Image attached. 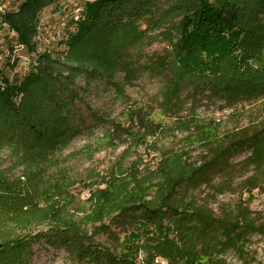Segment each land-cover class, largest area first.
Here are the masks:
<instances>
[{
    "label": "trees",
    "instance_id": "trees-1",
    "mask_svg": "<svg viewBox=\"0 0 264 264\" xmlns=\"http://www.w3.org/2000/svg\"><path fill=\"white\" fill-rule=\"evenodd\" d=\"M178 1L85 2L79 20L71 22L75 29L68 33L65 41L70 52L69 66L44 54L20 84L11 83L0 74V132L2 139L10 145L27 152L39 150L37 148L55 150L60 143L89 133L92 127L82 123V115L74 108L81 99L74 83L78 75L89 71L90 64L96 65V71L110 74L111 79L117 73L126 72L119 77V82L111 81L116 88L120 82L132 86L141 71L160 78L163 109L181 108V115L186 113L193 117L190 123L196 122V109L204 101L219 104L221 110L231 109L237 114H241L239 106L241 111L243 105L257 106L251 110V114L258 117L252 135L247 128L205 141L202 147L207 150L209 160L196 166L186 158L185 167L189 172L166 175L164 194L160 199L142 202L132 198L119 201L115 206V210L120 211L119 221L114 223L116 227L145 225L157 228V255L166 258L170 264H202L204 260L203 264H228V254L232 253L238 259L246 255L249 235L264 236V223H257L242 200L225 209L222 216H217L199 203L197 190L210 185L212 169L245 149L252 151L245 163L253 166L255 172L241 183V187L248 194L264 187V58L251 60L264 45L261 36L264 0H193V4L187 0ZM55 3L56 0H23L17 12L1 16V23H6L16 34L17 43L32 53L39 14ZM181 16L182 20L174 25L173 19ZM165 21L172 22L170 28L179 37L177 44H171L164 54L148 56L145 65L131 69L129 49L143 37L141 24L149 22L148 25L156 28ZM57 70H66L68 75L63 76ZM21 94L17 106L15 99ZM156 109L142 104L129 106L124 123L112 121L108 124V138L115 143H124L139 132L156 133L159 130V124L153 120ZM97 119L101 124V119ZM1 185L4 186L0 188V194L1 191L5 196L13 194L16 200L0 197V208L12 212L15 221H24L23 229L40 222L34 215L38 208H32L36 203L24 201L10 189L11 183L0 177ZM164 222L169 228H165ZM50 229L33 236L32 240L45 239L64 247L80 264H137L130 258L133 252L116 258L74 226ZM170 234L172 238H169ZM26 245L23 239L6 242L0 254L19 252L20 249L25 254ZM85 258L89 260L84 261ZM12 264L26 263L19 260Z\"/></svg>",
    "mask_w": 264,
    "mask_h": 264
},
{
    "label": "rangeland",
    "instance_id": "rangeland-1",
    "mask_svg": "<svg viewBox=\"0 0 264 264\" xmlns=\"http://www.w3.org/2000/svg\"><path fill=\"white\" fill-rule=\"evenodd\" d=\"M87 1L94 0H56L54 5L43 10L33 40L35 51L30 53L17 43L16 34L7 24L1 23V16L17 12L23 0H0V74L11 83L20 84L44 54L69 66L70 52L65 41L68 33L75 29L71 22L79 20ZM187 1L193 4V0ZM182 18L176 17L172 22L177 25ZM172 22L165 21L156 28L148 25L149 22L141 24L143 37L129 49L131 69L145 65L148 56L164 54L171 44H177L179 37L170 28ZM261 36L264 40V28ZM255 54L251 60L263 59L264 45ZM88 70L76 77L74 89L81 99L74 108L82 115V123L92 127L89 133L60 143L55 150L37 148L39 150L27 152L10 145L2 139L0 132V177L10 182V189L24 201L36 203L32 208H38L34 215L40 221L23 229L24 221H15L12 212L0 208V250L6 242L23 239L27 244L25 254L21 249L15 253L5 252L6 258L0 254V264L19 260L26 264H80L64 247L45 239L40 242L32 240L33 236L49 232L54 226L81 229L93 243L109 250L116 258H123L130 251L133 252L130 258L137 264H170L166 258L157 255L156 227L114 225L119 221L120 212L115 210L116 204L132 198L142 202L160 199L164 194L166 175L189 172L185 167L186 158L196 166L209 160L207 150L202 147L205 141L240 129L249 128V135L256 130L258 117L252 115L251 110L257 106L243 105L244 112L239 106L241 114H237L231 109L221 110L219 104L204 101L196 109V122L190 123L191 117L186 113L181 115V108L163 109V85L153 74L141 71L132 86L120 82L116 88L111 81L119 82V77L126 72L117 73L111 79L110 74L96 71L94 64H90ZM56 72L68 75L66 70ZM18 96L15 99L17 106L22 94ZM138 104L157 107L153 120L159 124V130L153 134L139 132L124 143L110 141L108 124L112 121L124 123L127 108ZM97 118L101 119V124ZM251 153L250 149H245L212 169L210 185L197 190L199 203L222 216L225 209L242 200L249 206L257 223H264V187L252 194L241 187V183L255 172L253 166L245 163ZM5 195L1 191L2 199L16 200L13 194ZM164 225L169 228L166 222ZM28 233L31 234L26 236ZM169 238H172L171 234ZM246 247L243 259L230 253L226 256L227 263L264 264V236L249 235Z\"/></svg>",
    "mask_w": 264,
    "mask_h": 264
}]
</instances>
